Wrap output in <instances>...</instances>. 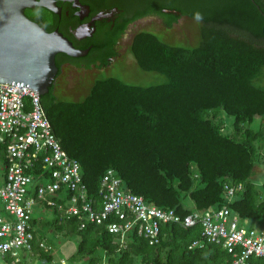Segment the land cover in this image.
I'll list each match as a JSON object with an SVG mask.
<instances>
[{
    "label": "trees",
    "instance_id": "1",
    "mask_svg": "<svg viewBox=\"0 0 264 264\" xmlns=\"http://www.w3.org/2000/svg\"><path fill=\"white\" fill-rule=\"evenodd\" d=\"M128 4L123 26L103 42V62L115 52L113 46L128 25L144 16L160 17L166 28L182 16L194 19L200 26L199 42L171 45L153 32L138 30L129 51L140 69L160 73L165 82L137 85L107 76L96 79L80 100L58 98L53 84L40 97L63 151L80 164L87 197L98 206L100 180L112 169L123 189L181 217L227 206L241 224L258 220L264 226V177L255 181L260 172L255 168L264 167V87L257 84L264 76V0ZM226 117L231 118L228 129ZM7 162L6 144L0 142V184ZM226 184H241L232 199ZM42 203L55 213L48 224L79 237L72 256L84 257L87 264H234L233 254L221 244L191 246L200 238L198 224L161 222L153 244L129 230L120 244L104 224L62 215L57 204L63 200L55 206ZM35 221L31 217L30 252L51 261L52 246L37 236ZM22 260L20 256L15 263ZM247 264H264V256H250Z\"/></svg>",
    "mask_w": 264,
    "mask_h": 264
},
{
    "label": "built area",
    "instance_id": "2",
    "mask_svg": "<svg viewBox=\"0 0 264 264\" xmlns=\"http://www.w3.org/2000/svg\"><path fill=\"white\" fill-rule=\"evenodd\" d=\"M39 96L28 86L0 83V142L6 144L8 159L0 184L1 256L9 255L14 262H19L21 249L31 251L34 206L42 201L55 206L58 200L64 201L57 204L62 215L104 224L120 244L124 243L125 233L133 229L153 244L158 239L160 223L174 222L187 227L200 225V238L191 246L204 241L221 244L233 254L234 264H247L250 256H264V228L257 230L241 224L229 207L193 211L181 217L172 208L150 205L141 196L123 189L120 177L112 169L100 180L99 203L95 206V198L85 193L79 162L63 151ZM262 158L264 163V153ZM240 187L241 184H226L228 199ZM58 191L71 195L63 196ZM2 210L8 216H3ZM39 245L45 244L40 241Z\"/></svg>",
    "mask_w": 264,
    "mask_h": 264
},
{
    "label": "water",
    "instance_id": "3",
    "mask_svg": "<svg viewBox=\"0 0 264 264\" xmlns=\"http://www.w3.org/2000/svg\"><path fill=\"white\" fill-rule=\"evenodd\" d=\"M78 4L79 0H68ZM42 6L58 11L55 0H0V83L17 87L28 86L39 93V99L49 91L58 68L55 55L65 53L71 57L83 56L87 51L73 47L61 33L48 32L25 15L26 8ZM148 30L171 45L192 47L198 44V22L182 16L171 28H166L160 19L139 20L133 27ZM127 46V47H126ZM128 45L122 49L120 60L111 67L97 70H80L70 66L54 83V92L63 100H80L90 90L95 79L113 76L130 84L154 85L166 78L157 72L139 68Z\"/></svg>",
    "mask_w": 264,
    "mask_h": 264
},
{
    "label": "flooded vegetation",
    "instance_id": "4",
    "mask_svg": "<svg viewBox=\"0 0 264 264\" xmlns=\"http://www.w3.org/2000/svg\"><path fill=\"white\" fill-rule=\"evenodd\" d=\"M129 0H79L77 5L68 0H55L58 11L42 6L26 8L25 15L48 32L61 33L74 48L86 50L80 57H71L65 53L55 55L58 68L52 84L61 78L70 66L80 70H104L120 60L125 45L130 44L134 35L133 27L139 20L162 19L158 16H144L129 24L122 36L114 44V53L103 62L104 41L119 30L130 13ZM166 27V26H165ZM127 47V46H126ZM129 47V46H128ZM60 76V78H59ZM51 84V85H52Z\"/></svg>",
    "mask_w": 264,
    "mask_h": 264
},
{
    "label": "rangeland",
    "instance_id": "5",
    "mask_svg": "<svg viewBox=\"0 0 264 264\" xmlns=\"http://www.w3.org/2000/svg\"><path fill=\"white\" fill-rule=\"evenodd\" d=\"M198 27L200 30L199 22ZM257 82L258 85L264 87V76ZM257 122V120L253 121L252 126H256ZM230 123L231 118L226 117L227 129L230 128ZM258 167L262 168H260L258 177L255 180L257 183L260 182L261 176L264 177V167L260 165ZM0 170H2V164H0ZM187 204L190 205L191 203L188 201ZM3 214L6 215V213ZM54 217L55 213L52 211V209L46 208L41 204H36L33 208L32 218L36 219V221L32 222V226L36 231L37 236L43 238L49 245L52 246L51 252L53 255V259L51 261L43 260L30 251H25L26 255L23 256L24 250L21 249L19 254L23 258L22 264H87V260L84 257L72 256V254L76 251L79 237L76 234H66L64 232H58L52 224L47 223L48 221L54 219ZM244 225L247 227L252 226L257 230L264 228L263 224H261V222H259L258 220H255L253 222L251 221L250 223H245ZM62 259L63 263H61ZM0 264L17 263L5 260L0 256Z\"/></svg>",
    "mask_w": 264,
    "mask_h": 264
},
{
    "label": "crops",
    "instance_id": "6",
    "mask_svg": "<svg viewBox=\"0 0 264 264\" xmlns=\"http://www.w3.org/2000/svg\"><path fill=\"white\" fill-rule=\"evenodd\" d=\"M257 171L259 170L260 171V168H258V167H256L255 168ZM1 256V255H0ZM3 259H5L6 260V258H4L5 256H1ZM9 260V259H8ZM11 261V260H10ZM12 262V261H11Z\"/></svg>",
    "mask_w": 264,
    "mask_h": 264
},
{
    "label": "clouds",
    "instance_id": "7",
    "mask_svg": "<svg viewBox=\"0 0 264 264\" xmlns=\"http://www.w3.org/2000/svg\"><path fill=\"white\" fill-rule=\"evenodd\" d=\"M197 18H199L198 14H197Z\"/></svg>",
    "mask_w": 264,
    "mask_h": 264
}]
</instances>
